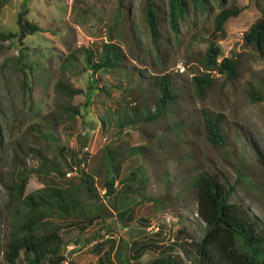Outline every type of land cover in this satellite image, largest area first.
Listing matches in <instances>:
<instances>
[{"label":"rangeland","instance_id":"374dc122","mask_svg":"<svg viewBox=\"0 0 264 264\" xmlns=\"http://www.w3.org/2000/svg\"><path fill=\"white\" fill-rule=\"evenodd\" d=\"M222 2L224 6L242 7L239 15L225 22L223 37L217 41L221 48L217 61L236 58L238 75L227 80L211 71V86L201 97L195 93L192 78L206 72L202 64L207 40L212 39L213 18L220 10L217 2H212L206 12L190 3L174 30L169 24L167 0H149L159 19L155 42L144 16L147 0H8L3 5L0 33L17 32L16 18L21 11L43 31L26 36L21 43L0 39L2 226L12 210L5 187L17 180L20 171L11 161L14 150L29 172L25 194L50 182L76 193L85 173L93 178L98 197L83 191L78 198L80 210L99 214V219L82 236L74 228L60 231L64 255L71 264H98L96 246L100 244H104L103 250L112 249L115 264L118 256L128 253L131 242H149L156 233H161L158 242L162 246L187 241L182 230L199 240L204 226L196 216L190 180L202 171L217 173L226 184L234 186L230 200L245 206L264 224V58L243 39L261 17L264 0ZM108 40L125 55L120 71L124 77V73L129 75V83L125 78L123 85L134 88L136 81L145 85L152 76L169 74L181 91L172 107L153 122L140 121L134 129L125 128L120 134L114 133L108 123L97 145L100 120L107 119L106 113L116 114L128 102L142 103V97L149 98L152 111L156 94L153 86L145 95L112 87L109 96L98 89L90 90L96 75L92 77L87 70L84 52L88 48L99 50ZM70 56H76L74 67L66 62ZM112 77L114 74L104 73L102 81L93 86L111 85ZM59 82L81 93L67 97L57 89ZM74 109L77 114L72 116ZM204 114L218 120L226 140L224 147L208 141ZM46 118L56 119L50 133ZM36 125L42 136L34 130ZM106 146L117 156L106 157ZM20 147L26 153L32 147L39 149L46 164L41 165L40 157L21 154ZM239 157L245 159L243 167L256 175L255 185L237 180ZM133 158L137 162L131 170L136 172L137 181L128 184L131 189L127 191L123 188L127 185L121 182L126 175L123 168ZM114 159L117 172L111 169ZM57 170L61 176L54 173ZM110 178L115 186L119 184L114 196L107 197L104 186ZM74 218L61 222L57 219L55 223L66 224ZM172 255L185 259L178 248ZM159 256L151 249L139 262ZM0 264H4L1 250Z\"/></svg>","mask_w":264,"mask_h":264},{"label":"trees","instance_id":"16d2710c","mask_svg":"<svg viewBox=\"0 0 264 264\" xmlns=\"http://www.w3.org/2000/svg\"><path fill=\"white\" fill-rule=\"evenodd\" d=\"M7 1L0 0V9ZM212 2H217L220 5V10L213 18V31L210 34L212 39L207 40L202 64L206 72L192 78L194 90L198 97L203 96L211 86L213 79L211 71L224 75L227 80H233L238 75L236 58L224 57L217 61L221 54V48L217 41L218 38L223 37L225 22L239 15L242 7L236 5L224 6L222 0H167L169 24L174 30H176L177 20L184 18L186 15L190 3H193L201 12H206ZM148 3L149 0H147V7L144 8V16L150 36L155 42L159 19L154 7ZM16 24L18 27L17 32L0 33V39H16L21 43L26 36L43 31L42 27L27 19L25 11L17 14ZM243 39L246 45L252 46L257 54L264 58V11H262L261 17L252 23L243 34ZM84 54V63L87 70L91 72L92 77L96 75V78L90 82V90L98 89L106 96H109L110 87L120 91H129L131 94L136 90L140 95H145L152 86L156 91L152 99L154 106L152 111H149L150 107L147 103L149 98L141 96L145 98L142 103L129 104L128 102L116 114L111 111L106 113L107 119L100 120V133L96 138L97 145L101 142V133L108 123L114 133L120 134L125 128L134 129L140 121L147 123L155 121L168 111L178 99L181 90L174 85L169 74L152 76V80L145 85L142 81H136L134 88L128 87L127 84L123 85L122 82L125 78L129 83V75L124 73L126 75L124 77L120 71L124 67L125 55L120 47L112 43L111 40L103 43L99 50L88 48ZM66 62L70 67H74L72 63L76 62V56H70ZM107 72L114 74V77H112L113 83L111 85L100 84L98 87L93 86L94 83L102 81L101 76ZM97 74L101 75L97 77ZM24 75L26 77L25 73ZM139 78H142V76L140 75ZM57 89L67 97H73L75 94L81 93V90H74L64 85L63 82L57 84ZM141 99H136V101ZM72 112V116L77 114L75 109ZM50 117L54 118L56 116L52 115ZM53 118L50 120L49 118L45 119L49 133L54 130L57 124L56 119ZM204 123L208 141L213 145L224 147L226 140L218 127V120H213L210 116L204 114ZM35 127L34 130L37 135L42 136L39 126L36 125ZM1 145L2 142L0 141V150L2 149ZM110 148L106 146V157L107 155L111 158L116 157L117 153L110 151ZM19 152L23 155L30 154L40 157L42 158L41 165L46 164L42 153L37 148H29L26 153L20 147ZM115 160H112L111 169L117 172V167L114 165ZM11 161L20 171L17 180L5 187L8 205L12 207L10 212L5 208L6 212L9 213L5 227L2 226L3 216L0 212V225L4 229L3 239L0 240V250L4 264H71L67 262L64 255L65 243L60 231L74 228L78 230L79 236H82L87 228L94 226V223L99 219V214H88L80 210V198H78L83 191L98 197L93 188V178L85 173L80 178L76 193L72 191L73 189L57 187L50 182L34 193L25 194L29 172L26 169L24 160L14 150ZM136 162V159L133 158L123 168L126 169V175H124L125 177L122 178L121 182L126 184L127 187H121L127 189V191L131 189L128 184L137 181L136 172L131 170L133 163ZM244 162L243 157L238 158L237 180L255 185L256 175L252 170L243 167ZM54 173L61 176L58 170ZM116 184L118 185L119 182ZM117 185L115 186L113 178L105 182L104 187L107 197L114 196ZM190 185L194 189L196 198V216L204 226L202 237L195 241L182 230L180 233L186 236L187 241L179 242L176 240L170 245L162 246L163 244L158 242L161 239V233H156L149 242H147L148 239L131 242L128 253L118 256L114 260L115 264H264V224L245 206L230 200L234 186L226 184L217 173L207 171L196 174L190 180ZM69 217L75 218L66 224L55 223L57 219H59L58 222H61V220L70 219ZM102 246L104 244L96 246V253L99 256L97 259L98 264H113L111 260L112 249L103 250ZM176 248L183 252L186 260L172 255ZM151 249L157 250L160 256L146 263L139 262L142 256ZM130 251L132 254L129 253Z\"/></svg>","mask_w":264,"mask_h":264},{"label":"built area","instance_id":"2783aa9c","mask_svg":"<svg viewBox=\"0 0 264 264\" xmlns=\"http://www.w3.org/2000/svg\"><path fill=\"white\" fill-rule=\"evenodd\" d=\"M68 176H70V175H68ZM166 221H168V218L166 219Z\"/></svg>","mask_w":264,"mask_h":264}]
</instances>
